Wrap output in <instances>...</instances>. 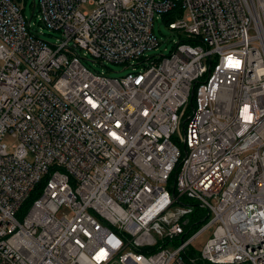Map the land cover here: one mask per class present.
<instances>
[{
    "label": "built area",
    "instance_id": "1",
    "mask_svg": "<svg viewBox=\"0 0 264 264\" xmlns=\"http://www.w3.org/2000/svg\"><path fill=\"white\" fill-rule=\"evenodd\" d=\"M36 6L56 44L0 0V264H264V0ZM173 12L185 38L147 57Z\"/></svg>",
    "mask_w": 264,
    "mask_h": 264
},
{
    "label": "rangeland",
    "instance_id": "2",
    "mask_svg": "<svg viewBox=\"0 0 264 264\" xmlns=\"http://www.w3.org/2000/svg\"><path fill=\"white\" fill-rule=\"evenodd\" d=\"M20 6H22V14L26 19V22L29 24L31 31L41 40L49 43V44H56V38H58V34L49 31L46 29L41 22H39V13L37 11V3L38 0H16ZM33 4H35V8L33 9ZM83 11H89L91 8L89 6H83L81 8ZM186 17V13L184 14ZM178 19V16L172 17L171 21L175 22ZM153 32L156 36L159 47L156 51H149L147 52V57H155V56H167L171 53V51L174 48V45L185 38V35L182 34L179 31H172L168 28L167 22H165L161 18H157L154 20L153 23ZM82 64L89 69L90 71L94 73H103L106 76L110 78H119L122 76H125L127 73L130 72V68H126L125 65H117V64H111V63H99L95 60H93L90 56L86 55L83 57L81 55ZM85 59V60H84ZM183 122V121H182ZM182 122L180 125L179 133L172 137V142L180 149V151H183V144L180 143V139L183 137V129H182ZM181 137V138H180ZM4 143L8 147V151H11V146L15 144L14 140L12 138L6 137L3 139ZM189 201L185 198H181V202ZM199 214L203 216V213L199 211ZM22 215H17V219L21 220ZM209 233L206 232L203 235L199 237V240L195 242V245L193 246L196 250L197 247H199L208 237ZM180 244L179 241H172L166 245V247L175 248ZM191 247V248H193ZM190 248V249H191ZM190 249L188 250V254H190ZM197 252V251H196ZM196 252L193 255L189 256H195Z\"/></svg>",
    "mask_w": 264,
    "mask_h": 264
},
{
    "label": "trees",
    "instance_id": "3",
    "mask_svg": "<svg viewBox=\"0 0 264 264\" xmlns=\"http://www.w3.org/2000/svg\"><path fill=\"white\" fill-rule=\"evenodd\" d=\"M174 17V12L173 13H168V14H164L162 15L161 19H163L165 22H167V25L170 24L171 22V18ZM193 107V101L191 103L188 104V111ZM184 128V124L182 123V129ZM183 153V151H182ZM179 167L178 165H176L175 169L173 170L172 174H171V177H170V183H173L174 182V178H175V175L178 171ZM47 177H45L43 179V181L41 182V184L32 192V194L30 195L29 199L23 204V206L21 207V210L19 211V215H24L28 209L30 208V206L33 204L34 200L39 196V191L42 189L45 181H46ZM173 189L171 188V191ZM199 211H201L203 213L202 210L200 209H197L196 208V211H195V214L191 216V219L194 220L196 218V215L197 213L199 214ZM201 215L199 214V217ZM187 264V263H186ZM198 264H203L201 262H199Z\"/></svg>",
    "mask_w": 264,
    "mask_h": 264
}]
</instances>
